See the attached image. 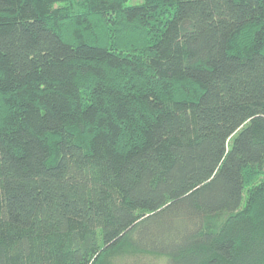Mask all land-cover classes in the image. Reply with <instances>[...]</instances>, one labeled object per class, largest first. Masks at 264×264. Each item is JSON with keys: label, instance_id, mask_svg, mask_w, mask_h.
<instances>
[{"label": "trees", "instance_id": "trees-1", "mask_svg": "<svg viewBox=\"0 0 264 264\" xmlns=\"http://www.w3.org/2000/svg\"><path fill=\"white\" fill-rule=\"evenodd\" d=\"M0 264H264V0H0Z\"/></svg>", "mask_w": 264, "mask_h": 264}, {"label": "rangeland", "instance_id": "rangeland-1", "mask_svg": "<svg viewBox=\"0 0 264 264\" xmlns=\"http://www.w3.org/2000/svg\"><path fill=\"white\" fill-rule=\"evenodd\" d=\"M138 1H141V0H129V3H136Z\"/></svg>", "mask_w": 264, "mask_h": 264}]
</instances>
